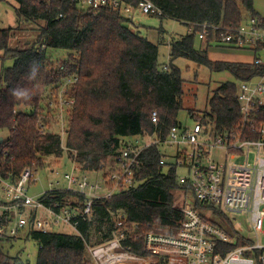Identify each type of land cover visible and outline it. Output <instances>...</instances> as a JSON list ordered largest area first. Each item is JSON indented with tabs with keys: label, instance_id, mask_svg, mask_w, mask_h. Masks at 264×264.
<instances>
[{
	"label": "trees",
	"instance_id": "16d2710c",
	"mask_svg": "<svg viewBox=\"0 0 264 264\" xmlns=\"http://www.w3.org/2000/svg\"><path fill=\"white\" fill-rule=\"evenodd\" d=\"M14 1L19 24L0 29V60H13L12 66L4 68L0 85V137L3 131H9V137H3L0 142L3 179L17 181L27 168L35 175L48 166L47 158L64 153L62 137L55 127L58 109L51 108L50 102H57L65 79L77 78L70 84V98L75 101L70 115H66L68 157L81 171L93 172L105 169L118 154L125 137L157 130L158 137L164 140L169 128L179 124L177 115L183 108L184 78L175 64L177 59L230 71L240 82L261 73L253 60L211 59L212 38L203 41L196 32L172 38L169 64L162 67L159 45L134 32L127 25L129 18L120 12L105 8L85 10L70 0ZM151 1L162 10L161 18L185 25L210 22L237 27L249 16H258L253 0H243L248 15L238 0ZM31 22L38 25L35 38L27 40L24 46H12L18 31ZM49 48L66 50L69 59L56 64L47 54ZM13 90L27 93L30 98L18 99ZM238 90L235 83H223L209 98V111L201 116L193 115L195 122L215 123L219 131L235 127L240 121ZM154 110L159 117L157 126L151 118ZM162 154L160 144L143 152L142 167L136 174L138 186L109 200L96 201L94 223L78 222L82 236L56 231L29 232L27 238L38 245L36 264H93L86 242L94 230L97 243L108 238L110 234L100 237L99 232L105 225L111 233L119 213L125 215L126 222L138 226V234H145L155 226L167 234L174 233L182 218L180 209L174 206V191L182 185L177 166L160 163ZM41 200L46 205L68 201L75 205L83 203L84 197L73 191L58 190L45 192ZM213 222L226 227L223 222ZM16 238L0 236V264H30L19 254L11 255L6 248ZM127 243L131 250L125 253L126 264H165L162 256L144 249L143 240L132 239ZM173 263L186 264L178 258Z\"/></svg>",
	"mask_w": 264,
	"mask_h": 264
},
{
	"label": "built area",
	"instance_id": "2783aa9c",
	"mask_svg": "<svg viewBox=\"0 0 264 264\" xmlns=\"http://www.w3.org/2000/svg\"><path fill=\"white\" fill-rule=\"evenodd\" d=\"M70 1L85 10L112 9L127 17L136 9L159 17L163 13L151 0ZM186 28L203 41L211 37L213 43L253 53L252 60L261 73L239 85V123L224 131H219L215 123L197 121L191 126L179 123L169 128L164 140L158 137L157 130L133 136L135 140L122 142L118 154L105 167L102 184L92 183L74 162L73 171L64 175L65 184L60 180L51 182L48 191L76 192L84 197L81 204L72 205L68 201L46 205L41 200L45 193L39 198L30 196L28 185L35 179L29 168L17 181L0 176L3 193L0 200L4 202L0 204V236L17 237L21 233L27 236L32 231L50 233L66 226L73 229L71 234L82 236L79 220L93 222L96 201L109 200L117 193L137 187L136 174L142 167L143 152L160 144L162 150L165 145L174 147L173 161L163 150L160 163H172L178 170L184 167L188 172L187 176L178 173L182 187L178 189L179 195H175L174 206L180 209L182 218L176 231L164 234L150 230L138 234L137 225L126 222L124 214H116L111 233L105 225L99 232L100 237L110 234L108 238L97 243L98 235L93 231L86 242L93 264H126L125 253L131 250V245L125 242L132 239L143 240L144 249L162 256L165 264H174V258L186 264H264V17L249 16L237 27L189 22ZM75 81L76 77L64 80L55 102L57 122L64 125V133L63 113L74 104L69 92ZM50 103L53 106L54 101ZM151 118L157 126V110L152 111ZM64 149L67 150L66 145ZM215 150L223 153L220 159H214ZM225 210L243 215L251 236L230 220L227 228L205 215L207 211L225 214Z\"/></svg>",
	"mask_w": 264,
	"mask_h": 264
},
{
	"label": "rangeland",
	"instance_id": "374dc122",
	"mask_svg": "<svg viewBox=\"0 0 264 264\" xmlns=\"http://www.w3.org/2000/svg\"><path fill=\"white\" fill-rule=\"evenodd\" d=\"M238 3L241 6L242 10L245 12L246 10L243 5V0H238ZM15 7H17V3L14 0H0V29L15 28L19 24ZM253 9L258 16L264 17V0H253ZM246 15H248V12L246 13ZM128 18L129 21L127 22V25L134 32L138 33L140 36L148 38V40H150L152 43L159 45V63L162 67L164 65H168L170 55V42L172 38L178 37L182 34H186V25L173 19L149 15L141 12L138 9L129 14ZM40 24L43 25L44 23L41 21ZM37 28L38 25L32 22L24 24L23 30L18 31L12 46H24V43L27 40H33L36 36L35 30ZM195 44L199 46L200 41L196 39ZM230 49L223 50L219 49V47H212L210 49L211 52L209 51L210 58L220 61L236 60L238 62H246L251 60V55L253 56V53L248 50L242 51V49ZM47 54L56 64L65 62L69 59L68 52L62 49L49 48L47 50ZM12 64V59L0 60V85L4 68L12 66ZM175 64L181 68L184 78L183 108L177 115V121L184 126H191L194 124L195 118L193 117V115L201 116L209 111V98L223 83L232 82L237 85L241 84V82L230 71L227 70L217 71L214 69H210L207 66L199 65L195 62L183 58L177 59L175 61ZM53 105L54 106H52L51 108L54 107L53 109H58L57 104L56 107L54 103ZM70 110L71 108H68L63 113L65 116L64 130L66 129L68 124V122L66 123V115H70ZM62 126L64 127V125L58 123L55 125L56 128L58 127L56 131L61 135L63 145L65 146L67 134L66 131L64 133ZM1 136L4 138H8L9 131H3L1 133ZM134 140L135 138L133 136H130L125 137L122 142H131ZM163 150L166 151L168 159L170 161H173L174 147L170 148L165 145ZM213 156L214 159H220L223 156V153L215 150ZM109 163L110 161L106 165H108ZM73 164V161L68 157L67 150H64V153L60 157L54 156L47 158L48 166L40 169L37 173H35V181H32L28 185V194L33 198H39L43 193L51 189V182L60 180L62 182V185H64V175L73 171ZM106 170L107 168L104 170L91 172V174L88 175L90 181L92 183L102 184L103 176ZM178 173L179 175L183 176H187L188 174L187 170L184 167L179 168ZM178 193L179 190L176 189L174 191V198L175 195H179ZM0 197H3L2 191H0ZM43 212L44 211L41 210L40 214H42ZM224 213L226 215L216 214L213 211H207L205 215L213 221L223 222L226 227L228 226L226 223H228L230 220V222H232L234 226H236L240 231L251 236V233L244 225L245 218L243 217V215L229 212L227 210H225ZM240 222H242L243 224L240 225ZM151 230L158 233L167 234V232L156 226ZM54 231L71 233L73 232V229L66 226L55 228ZM25 235V233H21L19 236H17L15 241L8 243L6 248L9 250V253L11 255L16 256L19 254L22 259L28 260L30 264H36L38 245L35 241L28 239Z\"/></svg>",
	"mask_w": 264,
	"mask_h": 264
},
{
	"label": "crops",
	"instance_id": "0c3cea01",
	"mask_svg": "<svg viewBox=\"0 0 264 264\" xmlns=\"http://www.w3.org/2000/svg\"><path fill=\"white\" fill-rule=\"evenodd\" d=\"M212 47H219V49H226V50H228V49H230V48H227V47H224V46H222V45H219V44H215V43H212L211 44V47L209 48V51H210V49L212 48ZM231 50V49H230ZM243 51V50H242ZM211 52V51H210ZM210 52H209V54H210ZM250 56V55H249ZM252 58H253V56L251 55V60H252ZM251 60H249V61H251ZM226 61H230V60H226ZM234 61H236V60H234ZM74 163V162H73ZM73 167H75V164H73ZM80 172H82V173H85L87 176L88 175H90L91 174V172H83V171H80ZM89 177V176H88ZM103 178H104V176H103ZM102 182H103V180H102ZM43 214V213H42ZM72 233V232H71ZM26 234V233H25ZM26 236V235H25Z\"/></svg>",
	"mask_w": 264,
	"mask_h": 264
},
{
	"label": "clouds",
	"instance_id": "9594fccd",
	"mask_svg": "<svg viewBox=\"0 0 264 264\" xmlns=\"http://www.w3.org/2000/svg\"><path fill=\"white\" fill-rule=\"evenodd\" d=\"M13 95L16 96L18 99L19 98H23V99H29L30 96L27 93H22V92H18L13 90Z\"/></svg>",
	"mask_w": 264,
	"mask_h": 264
},
{
	"label": "water",
	"instance_id": "95a60500",
	"mask_svg": "<svg viewBox=\"0 0 264 264\" xmlns=\"http://www.w3.org/2000/svg\"><path fill=\"white\" fill-rule=\"evenodd\" d=\"M4 139H3V137H0V142H2Z\"/></svg>",
	"mask_w": 264,
	"mask_h": 264
}]
</instances>
